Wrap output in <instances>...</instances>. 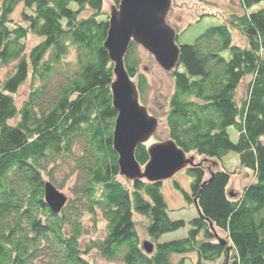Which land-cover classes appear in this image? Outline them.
I'll list each match as a JSON object with an SVG mask.
<instances>
[{"label": "trees", "instance_id": "1", "mask_svg": "<svg viewBox=\"0 0 264 264\" xmlns=\"http://www.w3.org/2000/svg\"><path fill=\"white\" fill-rule=\"evenodd\" d=\"M261 2L240 0L242 14L232 13L192 43L178 44L165 117L168 138L186 154L220 159L236 152L254 181L232 197L225 169L187 167L189 192L175 186L187 203L197 199L201 215L189 221L184 238L160 242L161 235L186 222L169 218L162 182L137 179L127 186L118 180L103 0H0V70L13 63L0 80V264H96L87 258L92 250L123 264H182L184 255L195 252V264H201L227 256L209 222L225 233L232 264H264V6L249 11ZM233 29L247 47L233 44ZM29 37L38 39L30 49ZM136 48L130 41L123 60L129 76H137L140 102L147 82L137 75ZM247 77L245 95L237 101ZM27 80V96L17 105L15 95ZM229 126L238 133L236 142ZM146 149L135 150L141 166L149 158ZM67 157L77 170L73 196L54 214L44 202V176H52ZM98 214L105 235L83 246V217L94 222ZM135 216L147 219L151 254L142 248ZM174 255L181 257L177 263Z\"/></svg>", "mask_w": 264, "mask_h": 264}, {"label": "rangeland", "instance_id": "2", "mask_svg": "<svg viewBox=\"0 0 264 264\" xmlns=\"http://www.w3.org/2000/svg\"><path fill=\"white\" fill-rule=\"evenodd\" d=\"M264 6V2L254 5L249 11L257 10ZM71 8H76V5L71 3ZM112 7H118L113 4L111 0H103V12L102 18H109V13ZM20 6L14 12L13 17L19 18ZM243 8L240 5V0H171L170 9L166 16V23L175 30L177 38L176 44L192 43L196 36L200 34L204 29L209 26H214L222 23L228 15L232 13L242 14ZM88 11L84 10L82 15H87ZM233 44L240 47H247L246 38L240 34L236 29L231 30ZM38 39L29 37L27 41V47L30 49L32 45L37 43ZM136 52L138 55V71L137 75L142 74L147 82V88L144 92V100L140 103L147 109L148 113L158 120V125L155 133L146 142V147L154 142L164 141L168 139L167 128L165 123V117L168 111V98L173 92V78L170 72L160 66L153 55H151L147 49L142 45L137 44ZM74 53L72 52L68 60L73 59ZM223 57L228 58V51L223 52ZM13 71V63L0 70V80L4 79L9 73ZM137 77V76H136ZM136 77H132V81L137 83ZM250 78L247 77L242 81L237 89L236 99L240 101L245 95L246 83ZM29 81L27 80L19 88L15 95L16 104L20 105L25 99L28 93ZM15 120H10V123H14ZM230 139L233 142L237 141L238 133L234 127L229 126L227 128ZM77 152V150H75ZM193 155L195 162L199 163L203 161L202 166L211 167L212 170L225 169L230 173V180L227 186L232 195L240 193L243 187L254 181L253 173L240 166L239 157L236 152H228L220 159H208L195 153L188 154ZM212 163L215 166L212 167ZM143 167V166H142ZM52 176H44L45 180L54 182L57 189L64 193L67 198H71L72 186L76 180L77 170L72 158L67 157L59 160V163L51 170ZM207 172V171H206ZM208 175V172H207ZM118 180L129 186L131 181L127 180L123 176H118ZM191 177L187 175L186 168L178 171L175 175L169 179L162 181V192L167 203V213L171 220H184L186 222L184 227L175 231L166 232L159 238L160 242H167L171 240L184 238L190 227L189 221L194 218L198 213L195 206L191 203H187L182 191L175 186L178 183L183 190H190ZM137 231L140 236L141 243L144 241H151L146 235L145 227L147 219L143 216H135ZM95 222V223H94ZM91 219L90 216L85 215L83 217L85 234L81 238V243L85 246L90 240L102 238L105 235V222L101 215L98 214L96 221ZM215 234L218 238L225 239L226 235L223 231L214 228ZM216 238L214 241H217ZM230 244V243H229ZM231 251V249H230ZM232 253V252H230ZM89 261L96 262V264H123L119 259L107 260L102 258L96 250H92L87 257ZM173 262L177 263L181 258L178 255L172 256ZM197 259L196 253L192 252L183 256L182 264H195ZM226 256H221L214 261H202L201 264H224ZM229 264H232L231 259L228 260Z\"/></svg>", "mask_w": 264, "mask_h": 264}, {"label": "water", "instance_id": "3", "mask_svg": "<svg viewBox=\"0 0 264 264\" xmlns=\"http://www.w3.org/2000/svg\"><path fill=\"white\" fill-rule=\"evenodd\" d=\"M170 5L171 0H120L118 7H112L109 13L104 48L113 64L114 78L110 89L112 105L117 110L112 144L118 156L119 175L131 182L137 179L162 182L184 168H196L203 163H196L193 155L187 156L170 138L147 147L149 158L143 167L135 158L137 147L146 145L155 133L158 120L139 102L137 87L125 69L123 59L130 41H134L147 49L156 62L169 72L177 66L179 46L175 42L176 32L166 23ZM213 166L215 163H212ZM208 170L211 172V167ZM43 194L50 211L59 214L67 202L65 194L50 181L44 182ZM193 201L197 213L201 215L197 199ZM209 225L214 230L213 223L209 222ZM217 241L226 247L224 264H229L231 246L226 239L218 238ZM142 248L146 254H151L154 244L144 241Z\"/></svg>", "mask_w": 264, "mask_h": 264}, {"label": "bare ground", "instance_id": "4", "mask_svg": "<svg viewBox=\"0 0 264 264\" xmlns=\"http://www.w3.org/2000/svg\"><path fill=\"white\" fill-rule=\"evenodd\" d=\"M152 144H154V143H152Z\"/></svg>", "mask_w": 264, "mask_h": 264}]
</instances>
